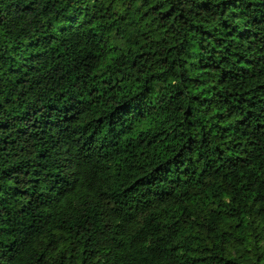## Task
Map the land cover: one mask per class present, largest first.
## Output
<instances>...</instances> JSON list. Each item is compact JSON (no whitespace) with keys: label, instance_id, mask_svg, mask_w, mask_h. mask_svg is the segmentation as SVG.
<instances>
[{"label":"trees","instance_id":"trees-1","mask_svg":"<svg viewBox=\"0 0 264 264\" xmlns=\"http://www.w3.org/2000/svg\"><path fill=\"white\" fill-rule=\"evenodd\" d=\"M0 264H264V0H0Z\"/></svg>","mask_w":264,"mask_h":264}]
</instances>
